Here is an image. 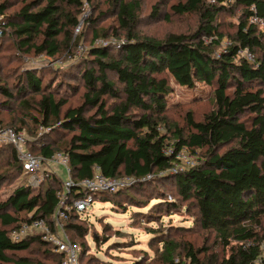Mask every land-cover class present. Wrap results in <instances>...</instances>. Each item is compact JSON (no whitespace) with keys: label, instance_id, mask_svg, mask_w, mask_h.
<instances>
[{"label":"trees","instance_id":"1","mask_svg":"<svg viewBox=\"0 0 264 264\" xmlns=\"http://www.w3.org/2000/svg\"><path fill=\"white\" fill-rule=\"evenodd\" d=\"M225 1L185 0L172 4L170 9L175 14H198V27L191 33L155 39L141 37L136 31L141 0H107L124 41L89 49L92 58L77 75L85 89L80 105L61 113L65 99L40 94L36 101L41 113L38 125L52 132L64 129L71 136L62 147L38 136L29 148L43 157L55 152L67 154L76 181L92 177L96 167L107 177L125 176L133 183L152 175L172 180L178 200L187 206L173 199L165 201V210L186 209L201 229L214 231L229 251L227 256L209 263L199 261L189 248L187 256L192 264H264V259L257 262L264 243V32L250 22L253 14L264 20V0H233L234 6L241 7L238 24L230 43L215 54L222 38L217 17L229 9ZM81 5L82 0H24L7 24L13 28L20 49L54 57L60 51L57 37L65 32V21L76 25ZM6 7L0 2V14ZM203 37L211 38L210 42ZM243 48L253 53L252 61L239 54ZM168 76L187 88L197 83L212 87L214 108L201 120H194L188 111L185 122L189 131L185 133L166 122ZM22 77L19 80L25 85L19 87V93L25 88L31 94L42 93L39 76L28 71ZM0 92L12 97L3 86ZM0 124L24 128L1 120ZM162 124L164 132L160 131ZM39 141L35 150L33 145ZM167 148L171 149L169 154L165 153ZM182 148L193 153L201 150L202 154L197 153L198 163L192 167L172 170L178 161L175 155ZM5 150L24 177L0 201V262L47 264L34 257L11 255L39 250L45 260H51L50 264H60L63 255L39 235L11 241L9 233L19 222L29 219L28 213L50 219L58 203L56 192L61 181L50 175L39 188L29 185L15 149L1 144L0 152ZM106 194L113 193L102 192L94 198L109 202L111 198ZM79 216L71 211L65 230L71 242L80 247L78 261L83 264L86 248L76 239H83L87 229L79 224ZM159 242L163 244L164 263L174 264L177 243L166 238Z\"/></svg>","mask_w":264,"mask_h":264},{"label":"rangeland","instance_id":"2","mask_svg":"<svg viewBox=\"0 0 264 264\" xmlns=\"http://www.w3.org/2000/svg\"><path fill=\"white\" fill-rule=\"evenodd\" d=\"M6 3L2 16L3 34L0 36V86L5 87L12 97L0 92V120L14 126H22L32 138L41 136L42 141L61 146L71 136L64 129H43L37 121L41 120L36 101L40 94H52L56 99H65L63 113L67 107H76L82 103L85 91L78 71L92 58L89 49L95 46H114L124 41L112 8L107 0H82L78 11V21L72 24L65 21V32L58 35L60 51L54 57L34 50L26 51L17 45L18 38L13 28L7 24L24 0H0ZM185 0H141L136 31L141 37L163 39L168 34L191 33L199 24L196 13L175 14L170 6ZM206 3L215 0H205ZM227 8L218 14L217 22L222 38L215 54H218L231 41L241 7L234 6L233 0L224 2ZM154 6L156 8H154ZM154 10H157L158 13ZM71 12H74L71 10ZM264 32V21L259 26ZM122 34V35H121ZM205 42L211 38L203 37ZM36 74L42 79V93L31 94L28 88L19 93V87L25 85L20 81L25 72ZM110 79H115L109 74ZM170 92L166 97V122L171 127L189 131L185 122L186 113L192 112L194 120H201L203 115L214 108L212 87L197 83L194 88L180 86L171 77H167ZM20 81V82H19ZM22 121V122H21ZM21 123V124H20ZM166 129L162 126L160 131ZM173 130V129H171ZM31 131L32 133H30ZM41 141L33 146L35 150ZM62 147V146H61ZM62 149V148H60ZM223 149V148H222ZM221 149V150H222ZM183 155L198 163L197 153L182 149ZM178 165L183 166L179 161ZM159 175V174H158ZM0 201L5 200L24 175H19L8 156V150L0 152ZM160 176V175H159ZM125 176H119V178ZM26 182L28 177L25 176ZM135 184V185H134ZM113 194L109 202L95 200L92 206L79 216V224L87 229L83 239L85 251L83 264H165L162 257L163 244L160 238L173 239L177 243L174 252V264H192L187 251L192 248L199 261L214 263L228 255V249L212 230L201 229L186 209L180 212L165 210V201H178L186 208V203L178 200L172 180H163L152 175L139 182L127 180V185ZM192 208V207H190ZM194 213V210H191ZM106 229V231H104ZM234 244V242H231ZM37 247L33 245L32 248ZM261 249V248H260ZM14 258L27 256L47 264L39 250L22 251L11 254ZM0 264H10L0 262Z\"/></svg>","mask_w":264,"mask_h":264},{"label":"built area","instance_id":"3","mask_svg":"<svg viewBox=\"0 0 264 264\" xmlns=\"http://www.w3.org/2000/svg\"><path fill=\"white\" fill-rule=\"evenodd\" d=\"M251 9L255 10L252 6ZM2 16L0 15V36L3 34ZM263 18L253 14L250 22L258 26L263 23ZM245 59L252 61L253 53L248 48L239 51ZM49 129V128H45ZM35 138H32L34 140ZM30 139L24 129L3 127L0 124V145H11L17 154V158L27 173V183L35 188H39L46 177L56 175L61 181V188L57 190L58 203L52 211L51 218L34 216L33 212L28 213L29 219L19 222L9 233L11 241H20L29 235H39L44 241L49 243L53 250L63 255L60 264H79L78 256L80 247L72 243L65 230V222L69 218L71 211L80 216L85 215V211L92 206L95 201L94 195L102 192L115 193L127 185L129 177H107L96 167L93 176L76 181L71 176L68 155L63 152H55L50 156L43 157L35 155L29 148ZM183 149V148H182ZM180 149L175 157L178 160L172 170H181L192 167L193 161L187 159ZM170 148L165 153L169 154ZM179 161L183 166L178 165ZM132 181V179H131ZM75 193H74V192ZM261 255L257 262L264 259V243L260 245Z\"/></svg>","mask_w":264,"mask_h":264}]
</instances>
